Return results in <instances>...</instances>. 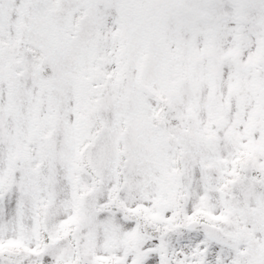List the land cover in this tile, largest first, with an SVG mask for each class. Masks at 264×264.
<instances>
[{"label":"snow or ice","instance_id":"1","mask_svg":"<svg viewBox=\"0 0 264 264\" xmlns=\"http://www.w3.org/2000/svg\"><path fill=\"white\" fill-rule=\"evenodd\" d=\"M0 264H264V0H0Z\"/></svg>","mask_w":264,"mask_h":264}]
</instances>
